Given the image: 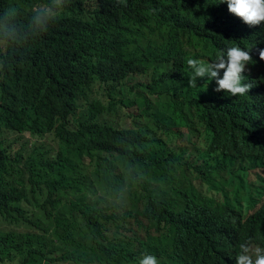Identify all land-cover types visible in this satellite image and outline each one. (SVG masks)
<instances>
[{
    "label": "trees",
    "instance_id": "trees-1",
    "mask_svg": "<svg viewBox=\"0 0 264 264\" xmlns=\"http://www.w3.org/2000/svg\"><path fill=\"white\" fill-rule=\"evenodd\" d=\"M47 2L0 0L20 6L17 34L0 24V264H236L242 243L264 248V85L224 107L187 64L263 38L222 0H66L29 30Z\"/></svg>",
    "mask_w": 264,
    "mask_h": 264
},
{
    "label": "clouds",
    "instance_id": "clouds-1",
    "mask_svg": "<svg viewBox=\"0 0 264 264\" xmlns=\"http://www.w3.org/2000/svg\"><path fill=\"white\" fill-rule=\"evenodd\" d=\"M222 3H225V14L231 20L233 28L251 37L263 38L259 44L252 47L242 44L229 45L225 49L226 57L218 55L213 62L205 63L196 59L187 61L191 69L189 87H197V78L207 77L209 81L213 80L211 96L227 107L235 97L250 94L256 86L264 85V0H222ZM65 8L66 0H48L45 4L34 6L27 27L29 30L36 28L39 31H47L49 23L57 20ZM19 15L20 6L15 3L0 13V24L4 26L5 31L17 34ZM262 104L258 105V112L260 127L264 131ZM109 195L118 204L126 202L118 189ZM235 261L236 264H264V248L257 243L251 246L242 243ZM139 264H158V261L153 255H145Z\"/></svg>",
    "mask_w": 264,
    "mask_h": 264
},
{
    "label": "rangeland",
    "instance_id": "rangeland-1",
    "mask_svg": "<svg viewBox=\"0 0 264 264\" xmlns=\"http://www.w3.org/2000/svg\"><path fill=\"white\" fill-rule=\"evenodd\" d=\"M141 80H142V77H141L140 75H137V76L135 77V80H134L133 82H140ZM127 121L130 122L131 119L127 117ZM27 135L29 136V134H27ZM113 200H114L113 197H109V198H108V201H109V202H112ZM141 210H142V208H141ZM137 218H138V219H143L145 222L147 221V217H146L145 215H143V214L137 215ZM143 227L146 228L145 225H144ZM139 234H142V235H143V234H145V233H144V232H141V233H139ZM139 234H138V235H139ZM147 235H149V232H148V231H147ZM126 239H127V240H131V241H134V240H135V238H132V239H130V238H126ZM142 258H143V257L140 255V256H139V260L142 259ZM71 264H78V263H74V262H73V263H71Z\"/></svg>",
    "mask_w": 264,
    "mask_h": 264
}]
</instances>
